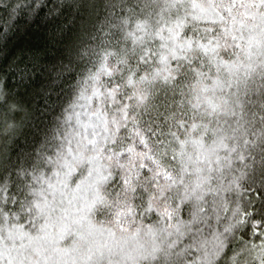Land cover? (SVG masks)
Masks as SVG:
<instances>
[{
	"label": "snow or ice",
	"instance_id": "snow-or-ice-1",
	"mask_svg": "<svg viewBox=\"0 0 264 264\" xmlns=\"http://www.w3.org/2000/svg\"><path fill=\"white\" fill-rule=\"evenodd\" d=\"M37 20L70 94L0 145V264H264V0H0V53Z\"/></svg>",
	"mask_w": 264,
	"mask_h": 264
},
{
	"label": "trees",
	"instance_id": "trees-1",
	"mask_svg": "<svg viewBox=\"0 0 264 264\" xmlns=\"http://www.w3.org/2000/svg\"><path fill=\"white\" fill-rule=\"evenodd\" d=\"M60 47L57 39L51 36V27L37 20L27 28L21 24L20 30L0 53V77L12 89L19 103L18 112L11 114L17 129L15 136L6 142L0 139V145L6 144L5 152L13 147L14 140L23 142L26 137L31 139L30 117L36 101L40 99V90L51 92L53 100L56 93L62 92L61 100L69 96V85L64 84L62 88L50 85V80L55 76L52 65Z\"/></svg>",
	"mask_w": 264,
	"mask_h": 264
}]
</instances>
